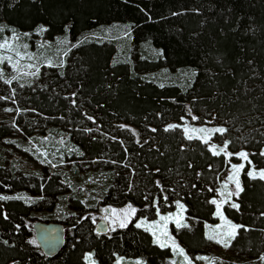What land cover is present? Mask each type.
I'll return each instance as SVG.
<instances>
[{
  "label": "trees",
  "instance_id": "trees-1",
  "mask_svg": "<svg viewBox=\"0 0 264 264\" xmlns=\"http://www.w3.org/2000/svg\"><path fill=\"white\" fill-rule=\"evenodd\" d=\"M114 22L124 28L105 34ZM0 25V35L41 26L48 39L64 34L69 40L55 64H41L23 78L17 96L23 131L34 134L21 119L32 111L55 136L66 137L78 158H95L110 176L103 203H130L135 215L152 217L182 201L186 223L171 231L189 256L206 250L205 224L217 219L212 198L229 161L166 124L193 114L200 123L221 125L226 131L215 138L231 152L245 150L264 169V0H0ZM183 68L192 70L184 82L148 75ZM5 129L0 124V140ZM23 179L0 160V191L8 192L0 199V264H86V250L96 264H115L117 255L124 256L122 264L136 257L165 264L172 255L134 219L97 232L77 196L70 203L79 212L58 220L62 247L45 255L32 223L37 211L51 209L60 177L29 175L24 193L32 199L15 196L20 187L3 188ZM240 179L238 207L224 203L222 211L238 224L228 244L238 258L233 264H248L264 251V179L250 176L247 164Z\"/></svg>",
  "mask_w": 264,
  "mask_h": 264
},
{
  "label": "rangeland",
  "instance_id": "rangeland-1",
  "mask_svg": "<svg viewBox=\"0 0 264 264\" xmlns=\"http://www.w3.org/2000/svg\"><path fill=\"white\" fill-rule=\"evenodd\" d=\"M123 28V23L114 22L105 26L102 30L105 31V34L111 35ZM42 31L41 26L31 32H19L9 28L2 31L0 35V124L7 127L5 129L6 135L0 140V160L11 175L15 177L23 175L24 178L19 186L4 184L3 188L20 187L22 190L16 192L15 196L32 199L35 196L24 193L31 181L29 175L43 176L49 175L51 172H57L58 177H60V184L55 186L56 195L52 197L54 204L51 209L37 211L35 221L51 218V221L45 222H55L67 214L79 212L70 203L72 196H77L80 198L82 206L87 209L83 211V215L88 214L94 226L99 220H104L107 224L106 232L120 227L122 224L124 226L132 219H134L136 225L147 229L152 234L155 243L170 247L172 255L165 264L237 263L238 258L235 257V252L228 249V244L236 233L238 224L223 213L222 206L224 203L237 204L234 195L238 191L236 188L237 180L240 187H242L240 179L242 168H239L241 164L244 166L247 164L248 173L254 172L255 176H259L258 173L264 169L254 166L249 157L247 159L240 157L239 153H246L245 150L231 152L225 147V141H218L215 138L217 132L213 130L222 128L221 125L200 123L193 114L183 116L179 121H169L166 124L181 127L184 134L189 137L207 141V145L213 152H223L229 161L223 177L217 182L216 196L212 198L215 201L217 219L215 222L205 224L207 236L212 237L211 244L206 250L198 252L192 257L186 253L171 231L172 226H181L186 223L185 205L182 201L178 200L171 210L156 209L155 215L152 217L135 215V212H132V209L135 208L130 203L122 205L103 203L101 199L106 186L110 182L107 169L97 167L95 158L85 160L74 155L71 146L67 144L66 137L61 133L55 136L47 121L44 119L37 120L36 116L31 113L32 111H26L28 112L27 116L22 114L21 119L27 124H31L28 128L34 133L33 135H27L17 119L18 112L22 110L17 96L22 91L20 84L23 83V78L38 72L41 64H55L58 54L61 57L63 47L69 43L64 34L48 39ZM90 35H94V33ZM148 49L151 53L154 51L152 48ZM191 72L192 70L188 68L173 72L160 69L148 75L161 82H184L190 78ZM25 110L34 109L25 107ZM31 117H35V121L31 122ZM200 129L206 131L201 132ZM62 146L65 149H62ZM213 146L215 147L213 148ZM222 148L224 151H221ZM98 165L102 166L103 164ZM229 177H232V179L230 180ZM6 193L8 192L0 191V197H5ZM162 217L166 219H162ZM233 225L237 226L235 230H233ZM225 244H227V247ZM201 257L204 259H200ZM84 259L86 264H96V258L92 250L85 251ZM123 261L124 256L117 255L114 263L122 264ZM245 263L264 264V251L261 252L258 258L250 261L246 260ZM8 264L19 263L11 262ZM131 264L146 263L143 259L136 257L131 260Z\"/></svg>",
  "mask_w": 264,
  "mask_h": 264
},
{
  "label": "water",
  "instance_id": "water-1",
  "mask_svg": "<svg viewBox=\"0 0 264 264\" xmlns=\"http://www.w3.org/2000/svg\"><path fill=\"white\" fill-rule=\"evenodd\" d=\"M35 240L47 256L54 255L64 243L65 229L61 222L34 221L32 224ZM97 232H106L107 224L104 220H99L95 226Z\"/></svg>",
  "mask_w": 264,
  "mask_h": 264
},
{
  "label": "snow or ice",
  "instance_id": "snow-or-ice-1",
  "mask_svg": "<svg viewBox=\"0 0 264 264\" xmlns=\"http://www.w3.org/2000/svg\"><path fill=\"white\" fill-rule=\"evenodd\" d=\"M169 127H175V126H172V125H170ZM199 131H201V132H203V131H206L205 129H200ZM213 131H215V132H219V133H223V132H225L226 131V129H223V128H217V129H214ZM189 138H191V137H189ZM205 142H207V141H205ZM215 146H213V148H214ZM225 147H227V145H225ZM221 151H224V149L222 148L221 149ZM261 155H264V152H262L261 153ZM239 156L240 157H242V158H244V159H247L248 158V154L247 153H245V152H241V153H239ZM249 163H250V161H249ZM235 167V166H234ZM244 167V165L243 164H241L240 166H239V168H243ZM250 176H253V178H255V173L254 172H249L248 173ZM258 175H259V177L261 178V179H264V170H261L259 173H258ZM229 179L231 180L232 179V177H229ZM236 188H237V195L239 194V191H242L243 189L240 187V184H239V181L237 180L236 181ZM0 199H2V197H0ZM213 203H215V201H213ZM233 207H238V205H235V204H233L232 205ZM182 207V206H181ZM218 211H219V209H218ZM132 212L134 213L135 212V209H132ZM162 219H166V218H164V217H162ZM121 226H123V224L121 225ZM138 227L140 226V225H137ZM233 227V230H235V228L237 227V226H235V225H233L232 226ZM210 239L212 238V237H209ZM219 242V241H218ZM33 243H34V241H33ZM225 246L227 247V244H225ZM200 259H204L203 257H201Z\"/></svg>",
  "mask_w": 264,
  "mask_h": 264
}]
</instances>
